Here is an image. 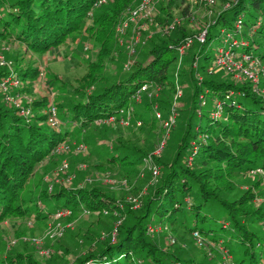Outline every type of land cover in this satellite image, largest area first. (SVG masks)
I'll list each match as a JSON object with an SVG mask.
<instances>
[{
  "label": "trees",
  "instance_id": "1",
  "mask_svg": "<svg viewBox=\"0 0 264 264\" xmlns=\"http://www.w3.org/2000/svg\"><path fill=\"white\" fill-rule=\"evenodd\" d=\"M97 1L0 0V38L13 37L25 49L44 53L85 32L99 47V60L104 57L107 60L112 56V49L107 45L114 43V26L119 22L121 10L134 0H107V3L95 7ZM174 8L188 16L190 3L168 0L157 8L154 21L162 27L167 26ZM89 19L91 23L88 25ZM212 21L207 27L205 42L194 47L193 62L187 74H179L192 88L193 104L185 118L181 139L174 153L165 148L155 158L163 175L158 184L148 190L141 208L131 209L128 203L117 201L97 189L59 187L51 194L46 189L39 192L38 198L54 202V208L38 210L37 220L51 217L57 209H70L71 215L75 216L78 212L107 208L118 216H125L118 226L115 242H105L104 248L87 253L76 264H86L90 259L95 260L94 264H130L134 249L138 254L145 252L154 264H207L193 257L187 258L178 250L165 253L154 240L145 239L149 224L166 222L184 227L191 234L197 233L205 242L221 245L233 253V264H264V210L253 206L257 194L250 190L233 197L234 189L229 187L234 173L250 175L257 168L264 171V99L254 91L250 81H236L230 76L229 79L221 68L210 71L206 67L221 46L264 60V0H232L228 8L222 7ZM189 32L183 24L176 25L168 33L154 36L149 40L147 55L132 62L123 76L105 83L99 91L83 94L80 102L66 107L63 103H56L57 109L64 107L67 118L58 128L49 126L47 114H34L33 118L26 119L0 91V222L10 215L29 214L32 208L26 203L31 201L22 197L23 188L36 165L52 155L51 152L66 136H78L96 119L116 115L120 109L132 105L131 96L144 84L154 83L173 94L174 81L169 66L178 59L177 47L190 36ZM193 45L182 57L192 50ZM92 67L94 65L90 66L84 80L91 78ZM201 71H205V75L196 80V73ZM7 74L0 70V80ZM19 74L23 76V82L24 77H33L38 72L26 66ZM180 82L184 87L186 82L181 79ZM200 93L212 101L204 125L203 106L198 100ZM145 98L146 106H151L152 101ZM217 101L222 104L223 111L220 117H213L210 113ZM46 103L44 98H36L25 105L39 110ZM180 103L171 132L176 129L181 107L185 106ZM139 118L143 124L153 125V129L159 123L154 116ZM74 123L78 125L75 132L71 127ZM145 154L139 148L120 143L109 152L108 159L117 162L129 174L143 163ZM160 255L164 259L158 260ZM5 263L51 264L41 263L18 251L0 262Z\"/></svg>",
  "mask_w": 264,
  "mask_h": 264
},
{
  "label": "rangeland",
  "instance_id": "2",
  "mask_svg": "<svg viewBox=\"0 0 264 264\" xmlns=\"http://www.w3.org/2000/svg\"><path fill=\"white\" fill-rule=\"evenodd\" d=\"M167 1L154 0L155 14H157V8L165 5ZM230 1L232 0H214L213 5H211L208 0H187L190 3L189 15L184 16L179 9L174 8L171 10L170 23L176 21L177 26L184 24L190 31L188 33L190 36L197 34L202 30V27L212 21L222 7L228 8ZM107 2V0H98L94 6H101ZM132 2L123 7L119 22L114 26V43H108L107 45L108 49H112V56L107 60H105V57L102 61L99 60L97 57L99 47L85 32L44 53H34L25 49L13 37L0 38V61L5 62V64L0 65L2 72L6 71L10 74L11 69L9 67H12V72L20 80L23 79V76L19 74V71L23 67L31 66L38 72L33 77H24L26 80L21 82V86L10 93L14 99L20 96L16 99L19 106L29 109L26 119L33 118L34 114H46L51 103L55 106L56 103H63L66 107L68 104L80 102L83 94L99 91L105 83L128 72L132 62L147 55L150 46L149 40L154 36L166 33L164 32L165 28L155 22L153 18L151 20L141 18L139 25L145 27L139 34L135 52L131 53L127 45L132 35L133 25L129 23L126 32L121 34L117 33V29L120 23L129 17V11L135 8L140 0ZM88 22L89 25L91 19ZM193 44L192 50L189 49L191 51L181 60L177 59L173 62L168 70L174 85L176 79L180 85V79L184 83L186 82L183 87V96L179 100L185 106L181 107L176 129L170 132L165 146L166 151L170 150L172 153L175 152L176 145L181 139V133L185 128V118L189 116L190 108L193 105L192 88L189 82L187 83L186 78L179 75L181 72L187 74L193 62L192 52L194 47H198V43L194 42ZM212 63V60L207 62V69L211 68ZM127 64H130L128 68L126 67ZM91 65H94L91 78L84 80V76L91 69ZM205 71L196 73L194 78L200 80L205 75ZM152 88L155 91L154 86L150 87L148 91H152ZM260 88L264 90V84ZM145 96L143 94L142 100L138 103L131 102L134 109L128 123L122 124L118 121L108 125L93 123L78 136L71 134L66 136V139L59 143L62 145V151L48 156L36 165L32 177L28 179L22 191V197L25 201H31L27 202L26 205L32 210L28 211L29 214L7 216L0 222V262L1 260H7L8 256L18 251L32 256L41 263L76 264L87 253H93L104 248L105 242H115L111 232L115 227L118 229L125 216H118L105 208L106 210L103 209L102 211L78 212L75 216L71 213L58 218L52 216L53 218L47 217L43 220H37L35 215L38 210L54 208V202H44L38 198V195L44 189L51 194L59 187L82 188L84 190L97 189L112 195L117 201L123 203H127L129 196H135L143 202L148 190L158 184L163 171L161 172L160 169L159 176L154 178L142 163L127 174L126 169H122L117 162H113L108 158L109 152L114 150L116 144L120 143L143 150L146 152L145 156L155 149L162 134L160 124L157 123L153 129V125L143 124L139 116L146 119L153 118L152 105L155 104L154 102L158 103L160 112L163 116H166L172 93L167 88L156 90L153 93L155 97L151 100L152 103L149 107L146 106ZM36 98H44L47 102L46 106L39 110H33L30 106L25 105L26 102ZM205 99L207 103L202 107L203 125L206 124V116L212 108L210 97L208 96ZM57 114L60 123L64 124L67 121L64 107L57 109ZM194 120L196 122L198 119L195 117ZM137 121H140V125H137ZM45 125L48 124L45 123ZM71 125L72 131L75 132L78 125L75 123ZM79 145L85 146L86 151H77ZM63 164H66V167ZM263 179L264 171L262 169L256 173L252 171L250 175H243L239 172L234 173L229 182V187L234 189L231 196L237 197L244 191L251 190L257 194L253 206L261 207L264 210ZM68 217L72 218L68 219ZM119 219L121 221L117 225ZM163 224L168 226V231H159L152 234H147L146 231L145 237L147 241L154 240L163 252L170 253L178 250L179 254L187 258L193 257L198 261L207 262V264H233V253L223 249L221 245L209 242L200 245L194 235L188 232L186 228L168 222ZM252 228H259V226H253ZM60 232L61 235H59ZM169 235L174 238L173 243L169 242ZM56 253L57 258H55ZM144 253L138 254V250L134 249L132 251L133 261L130 264H154L149 261ZM162 259H164V256L160 255L158 260ZM235 260L237 262L238 256ZM87 263L94 264L95 260L90 259L86 261Z\"/></svg>",
  "mask_w": 264,
  "mask_h": 264
},
{
  "label": "built area",
  "instance_id": "3",
  "mask_svg": "<svg viewBox=\"0 0 264 264\" xmlns=\"http://www.w3.org/2000/svg\"><path fill=\"white\" fill-rule=\"evenodd\" d=\"M106 1V0H103ZM209 4L213 5L214 0H208ZM229 6V5H228ZM128 18L122 23H120L117 33L121 34L126 32V28L129 27V23L133 25L132 27V35L130 37V40L128 42L127 47L129 48L130 52L133 53L136 50L137 42L139 41V34L143 30L145 26L139 25L140 19H148L151 20L155 16V7H154V0H140L138 5L131 9L128 14ZM213 21H210L212 23ZM209 23V24H210ZM145 24V23H144ZM205 25L202 27V30L198 32L197 34H192L191 36L186 37V40L177 47V53H178V59L181 60L183 54L186 52V50L192 46L194 42H197L198 44H203L206 40L207 33H208V25ZM177 25L176 21H172L164 28V32L168 33L172 31L175 26ZM233 44H237L236 41H234ZM5 64L4 61H0V65ZM8 64V63H7ZM132 64V63H131ZM130 64H127L126 67L128 68ZM210 71L214 70V68H221L224 70L227 75H229L232 79L236 81H242L247 80L253 83L254 85V91L261 94L264 99V90L260 88V85L264 81V63L262 60L258 58H251L247 54H240L239 52H236L231 49V47H219L217 51L215 52L214 60L212 63V66ZM10 74H7L2 80H0V91L5 94V100L11 104H14L15 108H18L19 114L22 116H25L28 114L29 109L23 106H19L16 99L19 97L17 96L16 99H14L10 93L14 89H18L19 86H21V80L15 75V73L12 72V67ZM155 87V91L159 90L161 86H158L154 83H147L142 85L132 96L131 100L138 103L142 99V95L145 94L146 97L151 101L153 99V93L155 91H148L150 87ZM183 96V87L179 84L177 79L175 80L174 85V91L171 97L170 105L168 108V113L166 116H163V114L159 110L158 103L155 102V104L152 105L153 108V115L158 120L162 134L161 137L155 147V149L149 154L146 155L143 158V163L145 167L150 171L151 175L156 178L160 174V166L156 163V157L160 156L166 146L167 139L170 135L171 129L174 127L177 119L178 114V107H179V100ZM206 96L204 93H200L198 95L199 105L202 107L206 104ZM214 109L211 111V115L213 117H220L222 109V104L217 101L214 103ZM47 123L52 128H58L60 125V120L58 118L57 114V108L54 104H49L47 109ZM198 114H200V110L198 111ZM133 115V107L132 105L127 106V108H122L119 110V112L116 115H110L107 117L99 118L94 121L97 125H108L112 122H120L122 124L128 123V121L131 119V116ZM137 125H140V121H137ZM60 144L56 146V148L51 152V154H55L57 152L62 151ZM86 147L83 145H79L77 148V151L79 152H85ZM191 157L188 160V163L191 162ZM64 167H66V164H63ZM258 171H261V169L253 170V173H256ZM127 203L130 205L131 209H139L141 207V201L135 197V196H129L127 198ZM87 212V211H86ZM105 213L107 211H104ZM71 210L70 209H57L53 215H51L50 218H58L62 217L64 215H70ZM116 214V212H114ZM121 219L117 221V225L120 223ZM168 226L166 224L160 223V224H149L147 226V234H152L159 231H168ZM117 232V228L115 227L113 231L111 232V236L114 240L115 234ZM61 235V232L59 233ZM194 238L196 241L202 245L204 244V240L198 235L197 233H194ZM169 242H174V238H172L171 235L168 236ZM228 261V260H227ZM88 264V263H87Z\"/></svg>",
  "mask_w": 264,
  "mask_h": 264
},
{
  "label": "crops",
  "instance_id": "4",
  "mask_svg": "<svg viewBox=\"0 0 264 264\" xmlns=\"http://www.w3.org/2000/svg\"><path fill=\"white\" fill-rule=\"evenodd\" d=\"M181 104V103H180Z\"/></svg>",
  "mask_w": 264,
  "mask_h": 264
}]
</instances>
